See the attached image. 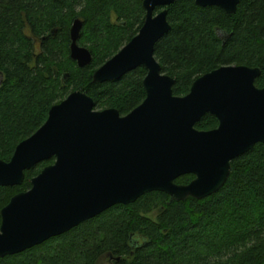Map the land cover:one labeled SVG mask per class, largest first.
Returning <instances> with one entry per match:
<instances>
[{"label":"trees","instance_id":"obj_1","mask_svg":"<svg viewBox=\"0 0 264 264\" xmlns=\"http://www.w3.org/2000/svg\"><path fill=\"white\" fill-rule=\"evenodd\" d=\"M167 8L171 29L155 44L154 56L162 72L175 78V95L187 94L197 77L223 65L260 67L255 84L264 86V0H240L233 13L195 0H176ZM74 18L82 19L77 41L92 56L83 67L69 56ZM22 19L33 32L22 31ZM50 21L61 27L54 35L48 33ZM143 21L142 0H0V159L9 160L50 107L73 90L88 94L97 109L114 107L125 115L138 106L146 97L145 67L104 82L92 81V73ZM219 31L227 32L225 40ZM218 123L207 113L195 126L210 130ZM53 160L25 170L19 185H0V209ZM194 177L184 174L176 182ZM132 236L142 237L139 246H131ZM104 254L114 256L112 264H264V143L232 160L227 182L214 194L170 201L166 192L150 191L5 255L0 264H100Z\"/></svg>","mask_w":264,"mask_h":264},{"label":"water","instance_id":"obj_2","mask_svg":"<svg viewBox=\"0 0 264 264\" xmlns=\"http://www.w3.org/2000/svg\"><path fill=\"white\" fill-rule=\"evenodd\" d=\"M175 1L143 0L146 16L139 32L92 73V81L104 82L145 67L146 97L138 106L125 115L114 107L97 109L88 94L73 90L50 107L9 160L0 159L4 186L21 184L25 170L54 159L0 209V258L150 191L166 192L170 201L214 194L227 182L232 160L264 143V86L255 84L260 67L223 65L197 77L187 94H174L176 80L162 72L154 48L171 29L167 7ZM239 1L195 0L228 13ZM81 26L76 18L69 32V55L79 67L92 59L77 42ZM207 113L217 117L218 126L196 128ZM188 173L195 175L190 182H176Z\"/></svg>","mask_w":264,"mask_h":264},{"label":"flooded vegetation","instance_id":"obj_3","mask_svg":"<svg viewBox=\"0 0 264 264\" xmlns=\"http://www.w3.org/2000/svg\"><path fill=\"white\" fill-rule=\"evenodd\" d=\"M142 4H143V0H142ZM143 7H144V5H143ZM162 8L161 7H158L157 9H156V11H155V14H157L160 10H161ZM24 15V14H23ZM145 16H146V9H145V7H144V20H145ZM74 19H76V18H74ZM73 19V20H74ZM78 19H80V20H82L81 18H78ZM73 20L70 22V24H69V26H68V33L70 32V27H71V25H72V22H73ZM22 22H23V19H22ZM51 22V23H50ZM49 22V27H48V33L49 34H51V35H54L55 33H56V31H58L59 30V28H61L60 27V25L58 26V25H55V23L53 24L52 23V21H50ZM143 23H144V21H143ZM143 23H142V25H143ZM122 24L123 25H125L126 24V21H122ZM141 25V26H142ZM141 26H140V28H141ZM139 28V29H140ZM22 31H25L26 33H30V32H33V28L31 27V24H29L27 21H25V22H23V25H22ZM139 32V30L137 31V33ZM136 33V34H137ZM135 34V35H136ZM135 35H133L126 43H128ZM45 38V35H41V36H39V37H37L36 38V41H35V43H36V45H37V48L39 49V47H40V45H41V41L43 40ZM69 38H70V33H69ZM78 42V41H77ZM125 43V44H126ZM79 44V43H78ZM124 44V45H125ZM80 45V44H79ZM123 45V46H124ZM82 46V45H81ZM122 46V47H123ZM121 47V48H122ZM120 48V49H121ZM119 49V50H120ZM118 50V51H119ZM117 51V52H118ZM116 52V53H117ZM115 53V54H116ZM114 54V55H115ZM70 56V55H69ZM113 56V55H112ZM111 56V57H112ZM110 57V58H111ZM110 58H108V59H110ZM107 59V60H108ZM106 60V61H107ZM105 61V62H106ZM101 66V65H100ZM1 81H2V73H1V71H0V83H1ZM140 240H143L142 239V237H140V236H132L131 238H130V244H131V246L132 247H137V246H139V244H140ZM115 260V258H114V256H112L111 254H109V256H107V254H104V255H102L100 258H99V263L100 264H104V263H108V264H112L113 263V261Z\"/></svg>","mask_w":264,"mask_h":264},{"label":"rangeland","instance_id":"obj_4","mask_svg":"<svg viewBox=\"0 0 264 264\" xmlns=\"http://www.w3.org/2000/svg\"><path fill=\"white\" fill-rule=\"evenodd\" d=\"M152 216H154V217L156 216V212H155V211H154V212H152Z\"/></svg>","mask_w":264,"mask_h":264}]
</instances>
